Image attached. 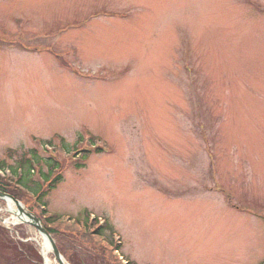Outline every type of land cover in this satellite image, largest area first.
I'll use <instances>...</instances> for the list:
<instances>
[{
	"label": "rangeland",
	"instance_id": "374dc122",
	"mask_svg": "<svg viewBox=\"0 0 264 264\" xmlns=\"http://www.w3.org/2000/svg\"><path fill=\"white\" fill-rule=\"evenodd\" d=\"M33 150L69 264H110L88 212L134 264H264V0H0V160ZM43 245L0 199V264Z\"/></svg>",
	"mask_w": 264,
	"mask_h": 264
},
{
	"label": "trees",
	"instance_id": "16d2710c",
	"mask_svg": "<svg viewBox=\"0 0 264 264\" xmlns=\"http://www.w3.org/2000/svg\"><path fill=\"white\" fill-rule=\"evenodd\" d=\"M32 153L34 157H29L27 159L22 158L20 160V165H18L16 168L13 167L12 165H7V163L3 160L0 161V167L6 168L7 166H9L13 173L12 178L15 180L16 184L23 189H27L36 197V202L38 203V205L40 207H43V211L41 212V215L39 218L41 219L46 229L51 234L56 235L58 233V228L60 224L57 218L47 217L48 207H47L45 200H46L47 195H49L50 192L55 190L60 184V182L62 181L61 174L56 173L61 167V162L52 156H49L48 158H45V159L43 158L44 160L43 159L42 160L46 167V170L44 169V166L42 165V167L40 168V173L42 174V176L39 180H37V179H34L33 177L34 175L32 173V171L34 170L33 158L37 160V163L40 160V158L36 154V150H33ZM83 156L87 157V154H84ZM8 180L9 179L7 177L5 176L2 177L0 175V191L5 192V193H10L16 198L20 199L19 196L24 194V190L10 186L7 183ZM47 181H48L47 187H43V185L41 184L46 183ZM31 184H33V186ZM84 219H85V222H83V224L81 223V221H78L75 224L69 223L71 224L70 226H72V228L74 225L76 226V227L74 226L73 230H76L77 233L79 234L82 233L80 235L83 239H87V240L90 239L92 241L93 240L92 238L105 237L106 231L108 229V222H106L103 225H98L97 224L98 221L93 220L91 221V223H89L88 213L85 215ZM113 233L114 231L111 232V234H109V236H107V239L104 241L108 245V247H106L107 252H109V254L107 255V258L109 259L108 262L110 264H116V260L115 259L112 260V251L120 250L121 248L119 245H116V243L114 242Z\"/></svg>",
	"mask_w": 264,
	"mask_h": 264
},
{
	"label": "water",
	"instance_id": "95a60500",
	"mask_svg": "<svg viewBox=\"0 0 264 264\" xmlns=\"http://www.w3.org/2000/svg\"><path fill=\"white\" fill-rule=\"evenodd\" d=\"M0 199L5 200L7 203H8V199L12 200L18 208L17 215L20 216L22 222L34 226L38 230L40 235L49 239L51 250L53 251L54 257L59 260L60 264H69L60 253V250L56 246V243L52 238V235L45 229L41 220L38 217H36L31 211L26 209V207H24V205L19 200L15 199L14 196L8 193H4L0 191Z\"/></svg>",
	"mask_w": 264,
	"mask_h": 264
},
{
	"label": "bare ground",
	"instance_id": "6f19581e",
	"mask_svg": "<svg viewBox=\"0 0 264 264\" xmlns=\"http://www.w3.org/2000/svg\"><path fill=\"white\" fill-rule=\"evenodd\" d=\"M13 204V205H12ZM16 206V204L12 201V200H10V199H8V206H9V209L11 210V212H13L16 216H17V219H20V216H18L17 215V213H18V209L17 210H15V208H13V206ZM17 207V206H16ZM25 207V206H24ZM20 221V220H19ZM42 236V235H41ZM42 241H43V247H41V250H42V252H43V255L45 256V259H46V257H47V254L49 253V249L51 248V246H50V242H49V239H47V238H45V237H43L42 236ZM46 262H47V260H46ZM46 264H48V263H46Z\"/></svg>",
	"mask_w": 264,
	"mask_h": 264
}]
</instances>
